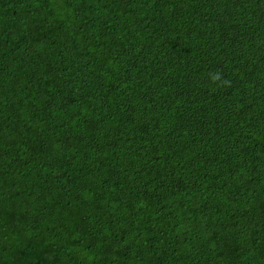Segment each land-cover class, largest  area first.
Listing matches in <instances>:
<instances>
[{
	"label": "trees",
	"instance_id": "16d2710c",
	"mask_svg": "<svg viewBox=\"0 0 264 264\" xmlns=\"http://www.w3.org/2000/svg\"><path fill=\"white\" fill-rule=\"evenodd\" d=\"M0 264H264V0H0Z\"/></svg>",
	"mask_w": 264,
	"mask_h": 264
}]
</instances>
